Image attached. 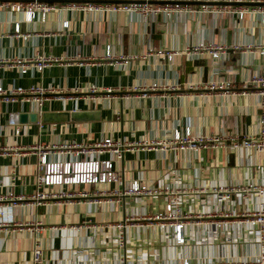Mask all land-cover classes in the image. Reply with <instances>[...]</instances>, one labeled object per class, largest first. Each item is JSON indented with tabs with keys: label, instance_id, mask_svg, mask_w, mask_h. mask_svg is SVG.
Instances as JSON below:
<instances>
[{
	"label": "crops",
	"instance_id": "0c3cea01",
	"mask_svg": "<svg viewBox=\"0 0 264 264\" xmlns=\"http://www.w3.org/2000/svg\"><path fill=\"white\" fill-rule=\"evenodd\" d=\"M85 1L48 0L61 8L39 12L31 21L0 8V59L50 55L69 61L53 62L40 72L0 66L3 88L38 85L60 90L37 111L28 102L0 101V148L8 149L0 154V197L12 194L22 199L11 212L16 225L0 233V264H32L35 245L41 249L42 264H139L144 259L152 264L180 259L191 264H243L257 257L264 239L258 244L257 231L245 214L255 209L257 196L247 192L225 202L213 189L264 187V149L228 147L232 138L257 137L264 102L247 80L259 72V55L229 48L218 60L204 52L192 59L183 53L199 41L227 47L263 43L264 27L257 16L238 19L223 12L179 11L142 19L123 11L65 7ZM156 49L178 54L166 60L155 55ZM121 57L127 62L118 63ZM225 80L230 81L227 92L207 87ZM151 83L164 88L147 89ZM19 113H34L36 118L19 122ZM185 129L191 135L221 137L223 144L195 151L137 145L114 160L113 182L74 188L85 192L84 198L75 195L41 206L26 200L35 191L37 146L104 138L160 143L170 139L173 130ZM62 160L61 155L47 156V161ZM133 181L179 192L183 244H175L172 226L159 228L147 219L162 211L163 197L135 200L120 195ZM59 190L70 189L53 186L42 191ZM117 223H124L121 247L115 241L118 232L108 227Z\"/></svg>",
	"mask_w": 264,
	"mask_h": 264
},
{
	"label": "built area",
	"instance_id": "2783aa9c",
	"mask_svg": "<svg viewBox=\"0 0 264 264\" xmlns=\"http://www.w3.org/2000/svg\"><path fill=\"white\" fill-rule=\"evenodd\" d=\"M198 4L193 7L188 3H182V0H120V2L112 3L106 2L103 4H94L91 1L84 3H72L66 5L71 9H80L83 11H123L139 15L142 19H148L150 16L158 14L169 15L171 12L183 11L185 13H203L205 11H214L215 13L223 12L227 15L236 14L238 19H242L244 14L257 16L259 26L264 27V0H193ZM225 3L224 5L217 6L215 4ZM236 4L231 6L227 4ZM0 8H5L9 12H20L23 15L24 21H31L39 12L55 11L61 8V5L48 2V0H6L0 2ZM67 21L62 22V28L67 27ZM15 34L18 33V24L15 23L13 27ZM24 38L27 34H23ZM244 49L255 52L259 55L260 64L259 72L253 74L247 80L248 86L254 93L260 97L264 102V42L263 43H250L246 42L241 45L235 44L227 47L221 43L199 41L190 47H186L183 53L190 59L198 56L201 53H207L211 59H221L226 53L227 49ZM155 55L162 59L171 60V58L178 54L176 51L156 49ZM106 56H108L105 52ZM118 63H126L127 59L121 57ZM63 59L52 57L50 55H35L32 58L15 57L12 59H0V66L6 65L7 67H15L20 73H25L29 68H34L41 71L43 68L48 67L53 62H69L62 61ZM171 86L169 88H173ZM209 89H216L227 92L230 87V81H217L207 83ZM164 85L151 83L147 89H163ZM92 91L93 88L91 87ZM60 90L52 88H44L38 85H30L28 87L12 86L3 88L0 86V101L8 102H28L32 104L35 111L39 109L43 101L49 99L53 95L59 94ZM13 125H16L17 120L14 115L12 119ZM260 127L258 129L256 138H243L239 141L230 139L228 147L236 149L239 147L250 148L255 151L264 149V112L260 114L259 118ZM19 129L15 127L14 134L17 135ZM221 137L217 136H203L191 135L188 129L183 132L173 130L170 139L167 141L159 142H140L129 143L124 141H115L110 138H104L101 141L92 143L82 142H65L58 145H44V147L37 146L38 166L35 180V191L26 199L28 203L33 206H41L47 202L68 200L76 197H86L85 192L76 193L74 188L78 186H89L97 184H110L115 180L113 163L114 160L120 159L121 154L125 150H132L133 147L140 145L141 148L149 149L158 145L160 149L168 148L175 150H197L200 147H215L223 144ZM32 148V147H31ZM35 148V146H33ZM8 149L0 148V154H7ZM27 151V150H25ZM107 153L108 158L99 159L100 154ZM61 155L64 157L62 161H47L48 155ZM113 157L114 159H112ZM65 187L70 190L63 192L45 191L50 187ZM73 190V191H72ZM220 199L229 201L230 196L235 195L244 197L247 192H253L257 198V204L252 212H247V222L250 226L256 229L258 244L263 243L264 239V187L249 185L242 187L225 188L219 187L213 189ZM75 192V193H74ZM117 195V193H113ZM120 195L131 198H158L163 197L164 207L161 212L155 214L149 221H154L158 224L159 228L165 226H172L173 238L176 245L184 243L182 236L184 222H180V199L179 192L173 191L169 187L161 186H144L136 181H133L124 188ZM2 200L5 201L2 202ZM21 198L13 197L12 194H7L3 198L0 197V233L6 232L7 227L15 226V222L11 217L12 210L21 202ZM95 203V201H94ZM225 215V214H224ZM145 220L148 222V220ZM177 222V223H175ZM110 229L115 230L117 233L115 241L118 247L123 245L121 231L124 228V223H117L108 226ZM252 231H250L251 234ZM262 247V246H261ZM31 263L42 264V252L39 246L35 245L31 252ZM139 264H152L145 259ZM166 264H191L188 259L172 260ZM237 264V263H236ZM243 264H264V250L257 256Z\"/></svg>",
	"mask_w": 264,
	"mask_h": 264
},
{
	"label": "water",
	"instance_id": "95a60500",
	"mask_svg": "<svg viewBox=\"0 0 264 264\" xmlns=\"http://www.w3.org/2000/svg\"><path fill=\"white\" fill-rule=\"evenodd\" d=\"M63 1H69V0H63ZM91 2H120V0H87ZM182 3H191V2H182ZM36 118V115L34 113L26 114V113H19L17 115V119L19 122H25L26 120L28 121H34Z\"/></svg>",
	"mask_w": 264,
	"mask_h": 264
}]
</instances>
